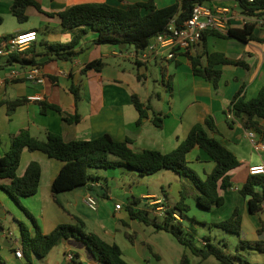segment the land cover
Here are the masks:
<instances>
[{"label":"crops","instance_id":"1","mask_svg":"<svg viewBox=\"0 0 264 264\" xmlns=\"http://www.w3.org/2000/svg\"><path fill=\"white\" fill-rule=\"evenodd\" d=\"M36 1L41 4L44 13L30 6L27 8L28 22L20 23L12 12L13 0H0V16L3 18V23L0 25V39L4 37L10 39L20 34L37 32L38 40L33 43L36 47L40 36H43L40 41L41 45L37 48L38 53L41 54L38 60L48 57V60L44 61L41 66L45 75L44 82L39 83L26 78V71L29 67L9 65L7 64L8 57L0 56V77L5 79V84L0 86V102L21 98L28 100L11 115L8 114L7 105L0 106L2 138L0 158L10 149L13 139L22 130H28L33 137L40 140H45L49 133L59 134L66 142L91 140L108 134L115 141L131 139L130 147L137 153L145 150L169 153L186 139L195 124L204 123L208 117H212L218 133L209 132L210 135L217 138L236 155L240 166L230 172L233 187L228 191L220 190V194L225 199L220 207H213L209 211L198 205L194 207L190 198H196L199 192L194 186H188L185 192V203L189 205L190 211L186 212V219H182L185 229L197 236L198 225L210 229L207 224L226 220L236 209H239L243 216V229L240 237L246 240H264V231L258 233L264 221V210L255 215L251 214L249 197L245 198L240 193L250 175V167L264 164V151L255 149L241 122L234 121L230 125L227 117L233 98L242 88L243 94L249 100L256 97L264 86V43L209 36L206 46L200 42L188 53L180 54L166 68L153 63L161 69L162 74V90L155 91L149 88L148 72L151 64L143 66L124 55L133 48L132 46L129 49V47L118 45H97L95 40L98 34L91 28L80 27L73 31L66 30L62 27L58 16L59 12L81 3L108 2L125 7L127 4L148 0ZM154 1L158 8L171 6L178 2V0ZM207 5L226 12L230 29H244L246 25H249L254 36L264 39V24L261 23L264 16H246L236 0H211ZM32 18H36V22H31ZM81 33L84 34L81 45L76 48L79 55L71 62L54 59L45 45L47 43H69L74 35ZM205 50L222 52L233 61L243 60L248 68L236 65L218 66L223 73L218 86H215L212 82L193 73L189 59V54H203L205 62ZM98 60L105 63L101 71L91 69L84 72L87 64ZM14 71L18 74L10 78L9 74ZM138 75L141 76V80ZM72 87L78 90V99L72 92ZM133 94H137L142 102L151 106L149 117L143 119L141 125L137 124L139 113L132 100ZM40 102L55 105L60 108V112L48 109L42 113ZM154 113L162 115L163 126L161 128L155 127L152 122ZM75 116H79L78 122L68 121L69 118ZM261 122L264 124V121ZM32 161L39 162L42 168L40 187L36 195L21 198V200L36 220H39V226L44 234L50 233L60 224H76L77 221L73 216H77L84 221L87 232L97 233L105 241L118 244L122 249L123 258L128 263L179 264L182 256L187 254L186 250L183 251L174 245L166 249L156 240H151L149 235L166 231L159 230L152 225L140 224L138 220L132 218L122 201L115 202V205L122 204L121 210L114 207L109 217L104 218L103 207L99 208L100 199L110 198L111 200L116 194H111L109 189H105L106 194L105 192L92 193L97 187L104 186L100 181L91 182L88 186L58 194L55 197L51 186L64 163L51 159L42 152L24 150L18 169L19 176L24 175ZM188 161L202 179H205L215 167V163L199 148L188 154ZM125 171L120 170L122 174H125ZM96 173L101 177L100 173ZM177 175L174 176L176 177L174 188L164 190L166 195L161 197L165 198L170 206H174L182 198L183 190L180 184L183 180L179 174ZM8 183V181H0V185ZM89 193L98 198V210L94 211L98 215L91 220L81 211L86 205L84 198ZM152 197H155V194L148 192L142 194L146 203L152 201ZM55 198L67 209V212L61 209ZM146 209L139 210L147 212ZM191 218L197 221L191 222ZM9 220L14 226L6 230L4 221ZM20 222H24L32 233L34 232L31 220L18 202L0 187V234L2 235L0 245L6 264H102L84 243L75 239L61 241L44 258L38 257L33 252L29 256L24 254L23 258H17L16 250H23ZM125 228L141 233L143 238L139 239L136 236L133 241H125L122 235L129 233L128 230L125 232ZM16 231H19V237L16 236ZM205 237H210L212 241L211 236ZM238 240L239 237L236 236V242ZM197 244L204 246L205 240L200 239ZM68 253L74 254L72 262L67 259ZM190 253L187 254L190 259L191 255L196 257L195 261L191 259L193 264H203L211 258L204 260L192 254L191 251ZM247 254L253 263L264 262V253L251 251Z\"/></svg>","mask_w":264,"mask_h":264},{"label":"trees","instance_id":"2","mask_svg":"<svg viewBox=\"0 0 264 264\" xmlns=\"http://www.w3.org/2000/svg\"><path fill=\"white\" fill-rule=\"evenodd\" d=\"M119 1L122 2L123 0ZM209 1L211 0H182L164 8H158L154 0L127 4L125 7L112 5L108 2L81 3L59 12L58 16L61 19L62 27L66 30L73 31L80 27L91 28L98 34L95 40L97 45L134 46L141 51L148 47L155 36L166 30L172 19H176V28L179 30L191 17L196 5L207 4ZM236 1L246 16H264V0ZM30 6H34L39 12L44 13L41 4L36 0H13L12 12L20 23L28 22L27 8ZM47 14L53 15L52 13ZM2 23L3 18L0 16V25ZM83 35V33L74 35L69 43H47L45 45L54 59L71 62L79 55L76 48L81 45ZM209 36L237 39L242 42L264 43V39L254 36L249 25H246L244 29H229L226 34L206 31L201 40L204 46L207 45ZM8 40V37L0 39V49L5 46ZM204 54L206 56L205 62L203 54H189L193 73L212 82L215 86H218L223 73L218 66L236 65L248 68L243 60L233 61L222 52L205 50ZM40 55L37 47L32 44L23 52H13L8 57L7 64H17L22 68L35 65L42 66L44 62L38 60ZM104 66L105 63L101 60L94 61L86 65L84 72L91 69L101 71ZM138 78L141 80L140 75ZM52 79L55 78L52 77ZM72 92L78 99V90L72 87ZM132 100L139 113L137 124L141 125L143 119L149 117L151 106L142 102L137 94H133ZM27 101L26 98L15 99L0 102V106L7 105L8 114L11 115ZM40 105L42 113L48 109L60 112V108L55 105H49L45 102H40ZM228 110L234 116V119L229 120L230 125L234 121L241 122L247 131H253L257 134L260 143H264V124L261 122L264 121V86L256 97L249 100L243 94L242 88L233 98ZM78 120L79 116L68 119L69 122H78ZM152 122L155 127L161 128L163 126L162 115L154 113ZM209 132L218 133L215 120L212 117H208L204 123L195 124L186 139L172 152L162 153L157 150H145L142 153H137L130 147L131 139L115 141L108 134L91 140L66 142L59 134L49 133L45 140H40L33 137L28 130H22L13 139L10 149L0 158V181L9 182L0 185V187L18 202L34 227L32 233L24 222H20L24 254L29 256L33 252L38 257L44 258L61 241L75 239L84 243L102 264H131L123 258L122 249L118 244L105 241L97 233L87 232L84 221L77 216H73L77 221L76 224H60L50 233L44 234L42 232L36 218L20 202L21 198L32 197L38 193L42 175L41 165L36 161L30 162L23 176L18 175L25 149L32 152H42L49 158L64 163L51 186L52 194L55 197L58 194L88 186L91 182H99L101 177L96 173L99 169L124 168L136 171L141 175H153L162 170H171L191 181L199 192L196 196L198 206L209 211L213 207H220L224 204L225 199L220 194V190L228 191L233 187L230 172L240 166V161L236 155ZM1 141L0 133V144ZM196 148H199L215 163L214 169L207 174L205 179L198 175L188 161V154ZM103 187L109 189L107 185ZM240 193L245 198L249 197L251 214L255 215L262 212L264 209V176L249 175ZM181 195V200L174 206L165 203L166 211L162 217V223H158L156 220L151 221L148 212L134 208L133 205L137 203V198L131 201L127 209L132 218L171 233L181 245L204 260L214 257L219 264H264V262L253 263L248 257L247 253L251 251L264 253V240H246L240 237L243 229V216L239 209H236L226 220L207 224L210 228L217 227L239 237L234 255L229 253L228 244L224 240L214 243L210 237H205V245L199 246L195 241L196 234L187 232L185 229L183 220L186 219L185 215L186 212L190 211V207L185 203L186 195L184 193ZM55 200L67 212V209L57 198ZM175 215H178L179 219ZM191 219V222L197 221L194 218ZM263 231L264 221L258 233ZM1 249L2 246L0 245V252ZM245 252L247 253L245 254ZM0 264H6L1 254ZM179 264L193 263L189 256L184 254Z\"/></svg>","mask_w":264,"mask_h":264},{"label":"built area","instance_id":"3","mask_svg":"<svg viewBox=\"0 0 264 264\" xmlns=\"http://www.w3.org/2000/svg\"><path fill=\"white\" fill-rule=\"evenodd\" d=\"M247 1L254 2V0ZM261 23L264 24V19L261 20ZM229 29V17L224 10L213 9L207 4H198L194 7L191 17L186 21L183 28L178 30L176 28V19H172L166 30L155 36L146 49L139 51L132 46L133 48L124 55L143 66L156 63L162 68H166L169 66L170 62L175 60L180 54L187 53L198 45L202 40L204 32L216 31L226 34ZM37 40V32H29L14 36L6 42L2 49H0V55L9 57L15 51L23 52ZM17 74L18 72L14 71L9 74V77L13 78ZM26 78L39 83L44 82L45 75L43 74L42 67L38 65L29 67L26 71ZM3 84H5V79L0 77V86ZM227 117L229 120L234 119L232 112L229 110L227 112ZM247 136L256 150L264 151V143L258 141L255 132L247 131ZM249 172L250 175L264 176V164L250 167ZM84 202L90 210H98V198L93 194H87L84 198ZM156 203L160 205L157 208L158 212H156L157 215L155 216L163 217L166 211V205L165 203L163 204L161 200H157ZM115 208L121 210L123 206L118 203L115 205ZM175 217L179 219L178 215H175ZM15 255L17 258H23V250H16ZM67 259L72 262L74 254L68 253Z\"/></svg>","mask_w":264,"mask_h":264},{"label":"rangeland","instance_id":"4","mask_svg":"<svg viewBox=\"0 0 264 264\" xmlns=\"http://www.w3.org/2000/svg\"><path fill=\"white\" fill-rule=\"evenodd\" d=\"M36 18H32L31 22H36ZM42 35L39 38L38 47H40V41L42 40ZM131 46H129V49ZM149 88H152L155 91L162 90V78H161V69L156 66V64L149 65ZM191 166V165H190ZM120 170H126L125 174H122ZM98 173L101 175L100 183L102 185H107L109 187V191H111V194H116L115 198H101L100 199V205L99 208H102V213L105 215L104 218L109 217V213H112L113 208L115 207L116 201H122L126 206H128L132 200L137 198V203L133 205L134 208L137 210L139 209H146L149 218L151 221L156 220L158 223L163 222L162 217H155L153 213L158 212L157 208L160 204H157V200H161L164 203L167 202L165 198H161L166 192L164 190L168 191L170 188H174L176 185V181L174 176H178L174 171L168 170V171H161L158 173H155L153 175H141L140 173L132 170L127 169H121V168H115V169H99L97 170ZM200 175H202L200 173ZM179 178V177H178ZM183 180V183L180 184L182 187V192L185 194L188 186H193L190 180L185 179L183 177H180ZM105 192L104 187H97L94 189L92 193L94 194H102ZM150 193L155 194V197H152L151 200L146 203L145 199L142 198V194L144 193ZM186 195V194H185ZM193 198V197H192ZM190 198L191 202L193 201L194 207L197 206V200L196 198ZM116 199V200H115ZM20 202L23 201L20 199ZM151 203L149 206L147 204ZM62 209V208H61ZM111 210V212H110ZM85 217H88L89 220L94 219L97 217V213L90 210L86 205L83 206L82 210ZM39 221V220H38ZM37 221V222H38ZM90 222V221H89ZM140 222V221H138ZM142 222H140L141 224ZM39 224V222H38ZM144 224V223H142ZM14 225L11 223V221H4V227L7 230L10 227H13ZM91 226V223H90ZM153 226V225H152ZM126 229V228H125ZM128 229L125 230V232ZM128 234L122 235L124 236L123 239L127 242L133 241L136 236L139 239H142L141 233H137L134 230L129 229ZM198 235L195 238V241L198 243L200 239H204L205 236H211L212 241L214 243H217L219 241L227 242L228 244V251L230 254L234 255L236 253V235H233L231 233H228L224 231L223 229L213 227V228H205L203 226L198 225L197 228ZM16 236L19 237V231L15 232ZM126 235V236H125ZM151 240L159 242L164 248L169 249L173 245L177 248H180L181 250H186L187 254H191L189 250H187L185 247L180 245L176 238L171 233L166 232H159L148 236ZM2 238V235L0 234V239ZM133 239V240H132ZM2 259L4 260L5 257L3 256L2 252H0ZM196 258V257H195ZM194 256L191 255L192 260H196ZM199 260V259H198ZM5 262V260H4ZM203 264H218V261L211 257L208 261H206Z\"/></svg>","mask_w":264,"mask_h":264},{"label":"water","instance_id":"5","mask_svg":"<svg viewBox=\"0 0 264 264\" xmlns=\"http://www.w3.org/2000/svg\"><path fill=\"white\" fill-rule=\"evenodd\" d=\"M46 60H48V57H46V58H44V59H41L40 62H44V61H46ZM241 188H242V186H241Z\"/></svg>","mask_w":264,"mask_h":264}]
</instances>
